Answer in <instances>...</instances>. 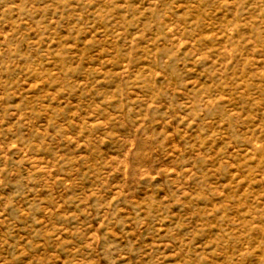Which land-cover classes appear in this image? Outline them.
I'll return each instance as SVG.
<instances>
[{
    "label": "rangeland",
    "instance_id": "obj_1",
    "mask_svg": "<svg viewBox=\"0 0 264 264\" xmlns=\"http://www.w3.org/2000/svg\"><path fill=\"white\" fill-rule=\"evenodd\" d=\"M0 264H264V0H0Z\"/></svg>",
    "mask_w": 264,
    "mask_h": 264
}]
</instances>
